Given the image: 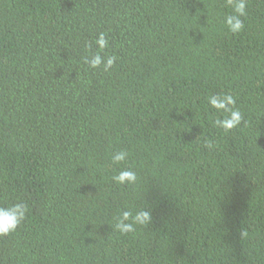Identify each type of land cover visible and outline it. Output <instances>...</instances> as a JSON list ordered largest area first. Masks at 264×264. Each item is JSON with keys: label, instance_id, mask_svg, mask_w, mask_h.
I'll use <instances>...</instances> for the list:
<instances>
[{"label": "trees", "instance_id": "16d2710c", "mask_svg": "<svg viewBox=\"0 0 264 264\" xmlns=\"http://www.w3.org/2000/svg\"><path fill=\"white\" fill-rule=\"evenodd\" d=\"M235 3L0 0V207L27 205L0 264H264V0L234 34Z\"/></svg>", "mask_w": 264, "mask_h": 264}, {"label": "clouds", "instance_id": "9594fccd", "mask_svg": "<svg viewBox=\"0 0 264 264\" xmlns=\"http://www.w3.org/2000/svg\"><path fill=\"white\" fill-rule=\"evenodd\" d=\"M246 4L245 0H236L234 15H229L226 18V24L230 32L239 33L243 27V21L240 17L245 15ZM95 44L98 49H104L108 41L105 38V34H99L98 39H96ZM116 57H103L97 52L96 55L92 56L90 59H86L85 63L91 68L95 69L103 65L104 70L107 71L115 63ZM236 101L233 96L224 95H213L208 98V104L223 113H226L222 118H218L214 121L216 127L223 129L224 131H230L240 125L243 117L238 109L234 107ZM209 148L212 147L211 142L207 145ZM128 153L124 150L114 152L112 154L113 163H119L126 160ZM137 179L136 173L130 169H125L120 171L117 175L113 177V180L118 184H132L135 183ZM27 213V205L19 202L14 203L11 206L0 207V237L8 236L14 233L24 221ZM132 213L125 211L122 213L121 218L116 224V229L121 234H128L135 231L134 223L143 225L148 220H150V213L147 211H140L133 217L134 223L126 222ZM247 233L245 232L244 235Z\"/></svg>", "mask_w": 264, "mask_h": 264}]
</instances>
